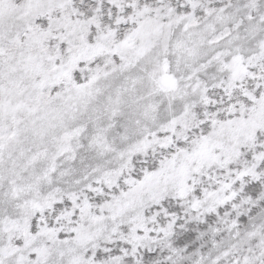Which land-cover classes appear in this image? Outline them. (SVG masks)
<instances>
[{
  "label": "snow or ice",
  "instance_id": "6c2138e0",
  "mask_svg": "<svg viewBox=\"0 0 264 264\" xmlns=\"http://www.w3.org/2000/svg\"><path fill=\"white\" fill-rule=\"evenodd\" d=\"M0 264H264V0H0Z\"/></svg>",
  "mask_w": 264,
  "mask_h": 264
}]
</instances>
